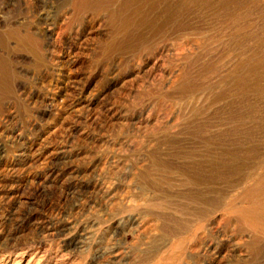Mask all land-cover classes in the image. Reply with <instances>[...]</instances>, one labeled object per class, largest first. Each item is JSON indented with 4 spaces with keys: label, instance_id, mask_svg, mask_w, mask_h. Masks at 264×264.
I'll return each mask as SVG.
<instances>
[{
    "label": "rangeland",
    "instance_id": "374dc122",
    "mask_svg": "<svg viewBox=\"0 0 264 264\" xmlns=\"http://www.w3.org/2000/svg\"><path fill=\"white\" fill-rule=\"evenodd\" d=\"M258 62L264 0H0V264H264Z\"/></svg>",
    "mask_w": 264,
    "mask_h": 264
},
{
    "label": "bare ground",
    "instance_id": "6f19581e",
    "mask_svg": "<svg viewBox=\"0 0 264 264\" xmlns=\"http://www.w3.org/2000/svg\"><path fill=\"white\" fill-rule=\"evenodd\" d=\"M80 2L82 3L83 2V0H80ZM179 4H180V1H179ZM184 5H186V4H184ZM194 5V4H193ZM126 9V8H125ZM124 9V10H125ZM126 11H127V9L125 10V11H122L121 12V14H120V16L121 15H123V14H125L126 13ZM186 11V10H185ZM178 12V11H177ZM179 13V12H178ZM114 16V15H113ZM159 16V15H158ZM187 19V18H186ZM112 20H114V19H112ZM158 20V19H157ZM169 21V20H168ZM171 23V22H170ZM188 23V22H187ZM114 24V23H113ZM181 25V27H180V30L184 27V25H185V23H179L177 26H180ZM174 28V27H173ZM176 28V27H175ZM187 28V27H186ZM177 29V28H176ZM178 32V31H177ZM180 32V31H179ZM181 33V32H180ZM241 63V62H240ZM237 64V63H236ZM243 66V65H242ZM252 66H253V64H252ZM246 67H247V64H246ZM255 67H258V68H260V69H262L263 70V68H264V63L262 62V63H257V65L255 66ZM234 68V67H233ZM249 68V67H248ZM240 69V68H239ZM250 69V68H249ZM253 69H254V67H253ZM237 70V69H236ZM245 70V69H244ZM242 71V70H241ZM253 71V70H252ZM245 72V71H244ZM251 72V71H250ZM257 72V71H256ZM255 72V73H256ZM262 72V71H261ZM239 73H240V71H239ZM243 73V72H242ZM236 74H238V72L236 73ZM236 76V75H235ZM241 77V76H240ZM233 78V77H232ZM251 78V77H250ZM253 78V77H252ZM254 80V82L255 83H257V84H259L260 82H261V78H259L257 75L256 76H254V78H253ZM240 80V79H239ZM248 80V79H247ZM3 81V80H2ZM227 81V80H226ZM263 81V80H262ZM236 82H237V80H236ZM235 83V82H234ZM264 83V82H263ZM237 84V83H236ZM261 84V83H260ZM233 85V84H232ZM247 87H249L250 88V86H247ZM254 87H256V88H259L258 86H255L254 85ZM236 88V87H235ZM236 90V89H235ZM251 90V89H250ZM260 90L262 91V94H263V96H264V87H262V88H260ZM247 91V90H246ZM249 91V90H248ZM252 91V90H251ZM235 92V91H234ZM239 92H241V91H239ZM261 95V94H260ZM235 164V163H234ZM250 215V214H249ZM248 215V216H249ZM260 216L259 214H254L253 213V215H251V216ZM261 216H262V220L264 221V213H262L261 214ZM251 220V219H250ZM264 226V225H263ZM262 229V228H261ZM263 230H264V227H263Z\"/></svg>",
    "mask_w": 264,
    "mask_h": 264
}]
</instances>
